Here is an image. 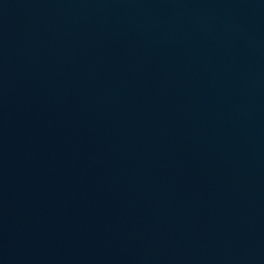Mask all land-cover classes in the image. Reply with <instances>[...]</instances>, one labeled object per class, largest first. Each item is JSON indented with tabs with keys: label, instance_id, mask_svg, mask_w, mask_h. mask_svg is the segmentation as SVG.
Listing matches in <instances>:
<instances>
[{
	"label": "water",
	"instance_id": "1",
	"mask_svg": "<svg viewBox=\"0 0 264 264\" xmlns=\"http://www.w3.org/2000/svg\"><path fill=\"white\" fill-rule=\"evenodd\" d=\"M0 264H264V0H0Z\"/></svg>",
	"mask_w": 264,
	"mask_h": 264
}]
</instances>
